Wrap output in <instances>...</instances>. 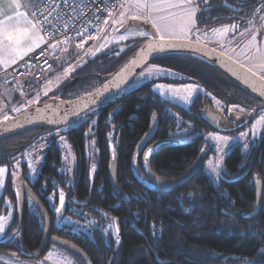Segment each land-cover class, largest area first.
Returning a JSON list of instances; mask_svg holds the SVG:
<instances>
[{"label": "trees", "instance_id": "trees-1", "mask_svg": "<svg viewBox=\"0 0 264 264\" xmlns=\"http://www.w3.org/2000/svg\"><path fill=\"white\" fill-rule=\"evenodd\" d=\"M197 4L201 9L198 25L207 28L244 20V16H252L264 8V0H207L206 3L199 0ZM234 14L239 16L235 18ZM235 35L236 32L232 36ZM143 41L114 45L87 58L74 70L63 72L39 103L71 100L94 91L104 83L102 78L118 71ZM192 59L184 54H170L157 61L162 67L202 79L212 93L223 98L227 91L233 96L239 91L235 88L239 84L215 66L205 62L200 72L197 59L195 63ZM207 101V98L204 102L197 100L190 109H185L144 86L97 107L90 115L82 116L76 125L59 131L36 128L0 141V167L9 169L0 195V216L10 209L13 212L2 237L18 225L20 188H24L26 204L19 233L0 244V264L18 259L39 261L52 250L64 253L71 264H264V146L253 166L255 147L243 151L241 145L232 146L225 156L222 178L216 182L206 167L214 149L205 135L218 129L208 131L199 123L185 125L182 120L189 111L197 115ZM184 127H188L185 134H176ZM59 132L75 156L72 174L77 176V199L84 198L86 193L88 197L92 187L91 173L83 168L100 161L91 204L86 208L65 204L61 214L55 211L56 203L47 198L54 195L50 179L58 176L63 166L59 135H55ZM107 136L117 155L119 194L109 182ZM169 138H175L178 144L154 151L148 157V168L157 178L178 179L202 152L207 154V159L185 185L168 193L152 192L138 180V176L146 179L144 152L152 144ZM51 140L53 146L44 162H40L37 177L31 179L30 168L24 161L26 153L39 151L38 147ZM18 159L21 168L16 170L13 164ZM259 184L262 190L259 212L256 217L247 218L257 203ZM26 189L40 200L52 226L49 248L36 260L20 254V250L38 251L45 241V217ZM58 216L72 217L77 223L60 225Z\"/></svg>", "mask_w": 264, "mask_h": 264}, {"label": "rangeland", "instance_id": "rangeland-1", "mask_svg": "<svg viewBox=\"0 0 264 264\" xmlns=\"http://www.w3.org/2000/svg\"><path fill=\"white\" fill-rule=\"evenodd\" d=\"M25 1L27 3L30 2L32 4L35 2H39V0H25ZM198 1L199 0H196V5L198 6L199 9L196 12V28L193 29L190 41L207 45L228 57L231 56L232 60H234L235 62L239 61V64H243L245 68H252L253 72L257 73L258 76L264 75V70H261L260 68L256 67V65L259 63L258 60L251 59V57L256 56V49L257 48L264 49V46L256 47V44H254V42L250 39L251 35L248 33V29L245 31L242 30L240 33L235 31L237 34L235 37L232 36V30H230L229 32L224 34L223 37H221L219 33H214L212 31L213 28L199 26L197 19L201 9L197 4ZM148 2L152 3V0H148ZM174 2H177V0H174ZM121 5H123V7ZM169 11L173 13H179L181 9L177 7L161 12H150L145 9L137 10L133 4L126 3V0H122L121 3L114 8L112 15L107 20L108 23L103 24L98 34L87 45H82L79 47L75 45H68V46L60 47L58 50L54 48L51 49L50 59L52 61L53 67L50 71L44 73L43 86L40 91L37 90L33 94H31L32 96H28L25 98V97H18L15 90L11 88L10 84H7L5 87L3 86L0 90V97L2 98L4 109L3 112L0 114V121L5 122L3 120V117L5 115H7L9 119H11L16 114L25 111L36 104H39L40 100L44 96H47L44 93L47 92L48 94L50 92L49 89L51 88V86L54 83L58 82L57 77H59L63 72H69L74 70V68L84 63L87 60V58L91 57L92 55L100 51L109 49L117 44H121L122 46V45H126L132 40L139 41V40L152 38V35H156V30L152 27V23L150 21L146 22L145 17L165 16L168 14ZM121 13H124L123 17H121ZM133 14L139 15L141 19L132 20L130 17ZM260 15L261 12L259 11L257 15L254 17V19L264 20V18H259ZM113 21H117V22L114 23ZM120 21H123V25L120 23ZM132 22H140V23H144L145 25L143 26L130 25L127 29H125V26L131 24ZM224 26H229V28L231 29V25H224ZM224 26L216 27L214 29H220ZM196 29H199V31H197ZM136 32H148L151 33L152 35L145 37V36H134L130 34ZM121 36H125L126 39L123 40L120 39ZM233 48L236 49L235 52L232 51ZM241 51H244L245 55L243 56L238 55V53H240ZM180 54H188V55L196 56L198 58H202L198 55L187 52H182ZM153 67L159 69L160 71L154 72V74L149 78H143L141 76L142 73H147L148 70ZM184 78H186L185 74L172 70L170 68L162 67L158 64L157 60H154L132 79V81L126 86V88L121 92V94L127 93L128 91L136 88L137 86L155 79L184 80ZM158 85H163L161 92L164 94L163 95L159 94L161 98L168 100L172 103H175L185 109L190 108V104L192 103L193 98L198 93L206 92L204 87L202 88V85L197 83L169 84L166 82H157L153 84L152 88L154 91ZM37 96H39L38 102L35 100ZM212 98L213 99L209 107H211V109L214 110L219 116V127L221 130L210 131L208 134L205 135L206 140L214 149V154L207 161L206 167L207 170L213 175L214 180L217 182L222 178V173L224 172L225 169L224 166L225 156L228 150L232 146L241 145L243 151H247L249 147L253 144L255 138H259L260 132L264 129V124L257 123V121H259L260 118L264 115H258L257 117L254 118L250 126L246 127L244 130L242 129L238 130L237 128L241 127L242 124L234 116L237 114L248 116L250 111L244 110L243 108L234 105H231L227 111L226 109H224V106L221 101L217 100L214 97ZM29 101H33V103L29 105L28 104ZM21 105H24V107H21ZM14 107L15 108L18 107L21 110L19 112H15V114L11 116L10 112ZM241 109H243L244 111L241 112ZM77 121L74 122L73 125H76ZM254 125H255V129L253 128ZM236 129L238 131H236ZM222 130H225L226 132H230V130H232L235 133L230 134ZM187 131L188 129L186 128L180 132H187ZM241 133H247V135L241 136ZM217 136L227 137L228 141L224 142L213 139V137H217ZM58 144L62 150L64 167H67L66 165L74 164L75 156L67 140L61 137L58 140ZM40 160H41V156L37 154V151L35 149L28 151L25 155L24 161L28 164L30 168L31 179H34L38 175V167L40 164ZM217 162L220 165L219 168L220 175L218 178H217V174L212 171V167H211L212 165H215ZM13 168L16 170L21 168V159H18L13 164ZM6 169L7 171L5 172V174L2 177H0V195L2 193L6 181V177L9 172L8 171L9 169L8 168ZM12 213H13L12 209H10V211L6 215H3V217L10 218V223L13 217ZM58 223L60 225L61 223L72 224V223H77V220L73 219L72 217L62 218L61 216H58ZM7 229L8 227L6 228V230ZM2 236L3 235H0V239L2 238ZM69 261L71 260L64 253L56 250H52L49 251L48 254L42 260L29 261L24 259H18V260H12L10 264H68Z\"/></svg>", "mask_w": 264, "mask_h": 264}, {"label": "water", "instance_id": "water-1", "mask_svg": "<svg viewBox=\"0 0 264 264\" xmlns=\"http://www.w3.org/2000/svg\"><path fill=\"white\" fill-rule=\"evenodd\" d=\"M130 25L143 26L145 24L140 22H132L131 24L125 26V29H127ZM151 40L152 38H148L145 39L143 42H141L137 50L123 64V66L111 76L103 77L102 79L104 83L94 91L86 95H83L79 98H75L71 100L55 99L49 102L36 104L30 107L29 109L15 115L13 118L0 123V141L36 128L50 127L53 129H64L66 127H69L86 113L96 109L99 106L108 103L113 98L118 96L126 88V86L132 81V79L154 60L165 55L180 54L182 52L199 55L200 57L206 59V61L210 62V64L218 67L223 73L234 79L238 84H240L242 87L250 91L252 94H254L256 97H258L260 100L264 102V95H261V83L259 81V76L257 75L253 76L252 73H248L245 67L241 68L238 63H236L232 59L229 60L227 56L218 52L217 50L207 45L190 41L191 47L178 46V47L165 48L163 50L157 49L153 51L147 47L148 43H150ZM157 82L184 84V83H190L192 82V80L155 79L143 83L130 91ZM107 144L110 154L109 181L114 191L118 193L119 191L117 184V170H118L117 155L109 137ZM177 144L178 142H176L175 140H170V139L163 140L151 145L145 151V153H147L150 149L152 150V152H154ZM257 154H258V150L256 151L253 157L251 166L253 165L254 160L257 157ZM206 158H207V154L205 152H202L198 157V159L196 160V162L184 175L172 181H164L157 178L149 170L148 164L145 165L144 157H143V168L148 177V181L146 184H144V186L146 187V189L152 192H157V193L171 192L176 188L185 185L191 179H193L202 168ZM55 188L57 189L58 186L55 185ZM94 188H95V178H94L92 192L94 191ZM261 194H262L261 184H259L257 190V203L255 205L254 211L250 215H248L247 218H253L257 216L260 209ZM30 195L33 198H35V202L37 203L38 207L40 208L41 212L45 217V241L43 246L38 251L34 253H25L24 251H21V254L23 255V257L27 259L36 260L41 258L49 248L52 226L48 214L45 208L43 207V205L40 203L38 199H36V197L32 193H30ZM19 199H20V203H19L18 225L10 234H8L4 239L0 240V244H5L8 241L12 240L20 231L25 215V198L22 188L20 189ZM89 201L90 200L84 203H75V204L79 206H87Z\"/></svg>", "mask_w": 264, "mask_h": 264}, {"label": "snow or ice", "instance_id": "snow-or-ice-1", "mask_svg": "<svg viewBox=\"0 0 264 264\" xmlns=\"http://www.w3.org/2000/svg\"><path fill=\"white\" fill-rule=\"evenodd\" d=\"M63 5L65 7H71V11H77L78 7H83V2L81 5L76 7H72L68 4V0H62ZM207 0H205V3ZM126 3L133 4L137 10L145 9L150 12H161L166 11L172 8L179 7L181 11L179 13L168 12L165 16L159 17H145L146 22H151L152 27L156 30V35H152L148 32H136L130 33L134 36H150L152 35V40L148 43L147 47L153 51L159 49L163 50L169 47H191L190 39L193 29L196 28V12L199 10L198 6L196 5V0H152V3H149L148 0H126ZM11 4L15 9V15H9L5 19H0V68L7 71L12 65L17 64L18 60H23V58L28 55L29 53L33 52L36 48H40V46L45 43L44 35H41V31H44L46 34H51L52 29H45L44 25L50 24L48 17L52 15V12L55 11V8L52 11L48 12V15H44V12L40 11V8L43 7L45 9L49 8L51 5L56 4V0H39L38 4L26 3L24 7L31 8V12L27 11H19L21 4L19 0H11ZM123 7V5H121ZM56 7H60V5H56ZM112 13L109 10V15ZM124 16V13H121V17ZM31 17V18H30ZM42 17L43 19H39ZM132 20L141 19L139 15L133 14L130 17ZM116 23L117 21H113ZM108 21L105 20V24ZM123 25V21H120ZM57 31H59V26H54ZM238 25H232L231 29L229 26H224L220 29H213L214 33H219L221 37L224 34L229 32L230 30H235ZM63 28L67 29L68 24L64 23ZM199 31V29H196ZM87 32V29L84 32L77 31V35H84ZM92 37H89L91 39ZM70 37H66L65 43L70 40ZM120 39H126L125 36H121ZM252 40H255V36L252 37ZM188 42V43H185ZM251 43V41H250ZM79 46V45H78ZM57 47L56 44L49 45V48ZM123 51V49H121ZM233 52L236 51L235 48L232 49ZM139 55V54H138ZM238 55H245L244 51L238 53ZM229 60L232 59L231 56L228 57ZM251 59L258 60V64L256 67L264 70V49L257 48L256 49V56L251 57ZM135 62V61H133ZM45 64L48 63L47 60L44 61ZM239 64V61H236ZM241 68H244L243 64H239ZM50 67V65H49ZM160 71L159 69L153 67L148 70L147 73H142L141 76L143 78L151 77L154 72ZM248 73H252L253 76L257 75V73L253 72L252 68L247 69ZM24 75V73H21ZM57 79H61V77H57ZM259 81L261 83V95H264V75L259 76ZM163 85H158L155 91L163 95L164 93L161 92ZM47 95V92L44 93ZM35 100L39 101V96L35 98ZM33 101H29L28 104L30 105ZM24 107V105H21ZM20 108H13L12 111L19 112ZM39 111V110H37ZM231 111V109H230ZM244 110L241 109V112ZM9 117L5 115L3 117L4 121H7ZM2 123V121H0ZM259 124H264V116L257 121ZM255 129V125L253 126ZM247 133H241V136H246ZM213 139L220 140L227 142V137H213ZM152 150L150 149L144 156L145 165H147L148 157L151 155ZM212 171L217 174V178L219 177V168L220 165L217 162L215 165H212ZM7 171L6 168L0 167V177H2L5 172ZM60 202L61 207H57L55 211L57 213L61 212V209L64 204V194L60 192ZM10 226V218H6L0 216V235H4L6 233V228ZM118 228L116 232L118 234ZM119 241L117 240V243ZM51 255V254H50ZM71 264V261L68 262Z\"/></svg>", "mask_w": 264, "mask_h": 264}, {"label": "flooded vegetation", "instance_id": "flooded-vegetation-1", "mask_svg": "<svg viewBox=\"0 0 264 264\" xmlns=\"http://www.w3.org/2000/svg\"><path fill=\"white\" fill-rule=\"evenodd\" d=\"M237 11V10H236ZM259 12V11H258ZM257 12V13H258ZM261 12V15L259 18H264V8H262V10H260ZM257 13H254L252 16H249V17H245L244 16V20H236L234 23H230V24H226V25H238V27L234 30V31H237L238 33H240L242 30H247L248 29V33L251 35L250 39L252 40V37L255 36V40L253 41L254 44H256V47L258 46H264V20H259V19H254V17L257 15ZM237 16L239 15H236L234 14L233 17L237 18ZM242 17V16H240ZM224 26V25H223ZM220 27V26H218ZM216 28V27H214ZM213 28V29H214ZM233 31V30H232ZM235 33V32H234ZM232 33V35L234 34ZM236 36V35H235ZM233 36V37H235ZM184 55H187V56H192V55H188V54H184ZM226 56V55H225ZM228 57V56H227ZM192 60L193 62L195 63L196 59H197V67L198 69H200V72H203V67H204V63L205 62H208L202 58H198L196 56H192ZM159 59V58H158ZM157 60V59H156ZM234 61V60H233ZM210 63V62H208ZM214 66V65H213ZM215 68L219 71V72H222L218 67L215 66ZM248 69V68H246ZM174 70V69H172ZM176 71V70H175ZM184 74V73H183ZM228 76V75H227ZM258 76V75H257ZM229 77V76H228ZM230 78V77H229ZM186 80H192V82L190 83H197V84H201L202 85V88L204 87V89L206 90V92H200L198 93L194 98H193V101L192 103L190 104V108L193 106L194 102H196L197 100H200L204 102V99L207 98V102L200 108L199 112L197 113V115L193 112H188V113H185L183 115V119L184 122H185V125H191L192 124H196V123H199L201 124L202 126V129H205V130H213V129H218V130H221L220 127H219V116L217 115V113L211 109V107H209V105L211 104L212 102V97L216 98L217 100L221 101L223 106H224V109H226L228 111L229 107L231 105H234V106H237V107H241L243 108L244 110H247V111H250V113L248 114V116H244V115H240V114H237L235 115L234 117L237 118L239 120V122L242 124L241 127L237 128L238 130L242 129L244 130L246 127L250 126L251 123L253 122L254 118L257 117L258 115H264V102L262 100H260L258 97H256L254 94H252L250 91H248L247 89H245L244 87H242L240 84L239 86H236L235 85V88H238L239 91L236 92V94H234L235 96H233L230 92H226L225 94V98L222 97V95H218L216 93H212L203 83V81L199 80V78H194V77H188L186 76V78H184ZM232 79V78H231ZM227 80V79H226ZM234 80V79H233ZM229 81V80H228ZM227 81V82H228ZM236 82V81H235ZM168 83V82H166ZM154 84V83H153ZM153 84H150L148 85L149 87H153ZM169 84H172V83H169ZM153 89V88H152ZM121 95V93L116 96L115 98H113L111 101H114L116 100L119 96ZM159 95V94H158ZM224 96V95H223ZM202 102V104H203ZM109 103V102H108ZM106 103V104H108ZM208 107V108H207ZM189 108V109H190ZM211 109V110H210ZM93 111V110H92ZM88 112L86 113L85 115H90L91 112ZM84 116V115H83ZM81 118V117H80ZM71 126V125H70ZM69 126V127H70ZM68 128V127H66ZM188 129V127H184L182 130L184 129ZM65 129V128H64ZM196 130H198L199 128H195ZM236 129V131H238ZM58 131L61 130V129H57ZM180 130V131H182ZM178 131L176 134H185L186 132H180ZM224 132H226L225 130H222ZM227 133V132H226ZM230 134H233L235 132H233L232 130H230L229 132ZM55 135H59L58 139L61 138L60 136V132L59 133H55ZM108 137L106 138L107 140V143H108ZM64 138V137H63ZM170 140H175V138H169ZM58 142V141H57ZM112 142V141H111ZM113 144V142H112ZM153 145V144H152ZM53 146V141H49V142H46L44 143L43 145H41L40 147H38V150L37 151V154L41 156V160L40 162H44V159H45V155L47 153L48 150H50V148ZM59 146V144H58ZM114 146V145H113ZM252 147H255V151H254V154H253V157L256 153V151L258 150V154H257V157L259 155V152L261 150V148L264 146V129L260 132V136L259 138H255V140L253 141V144L251 145ZM250 146V147H251ZM60 147V146H59ZM150 147V146H149ZM148 147V148H149ZM249 147V148H250ZM147 148V149H148ZM259 148V149H258ZM61 149V148H60ZM115 149V147H114ZM107 150H108V144H107ZM62 151V150H61ZM108 153H109V150H108ZM145 153V152H144ZM137 157V156H136ZM144 157V156H143ZM253 157H252V160H253ZM256 157V158H257ZM63 158V157H62ZM255 158V160H256ZM207 159V158H206ZM251 160V162H252ZM254 160V162H255ZM100 162V161H99ZM98 161L95 163V164H91L90 166H85L83 169H87V171H89V173H91V180H92V187L91 189L89 190V193H88V197H87V193H86V196L82 199H77L76 198V193H75V189L77 188L78 184L77 182L75 181V178L77 177L75 174H72V170L75 169V161H74V164L72 165H66L67 167H64V165L62 166V168L59 169L57 175L58 176H52L51 177V188L54 192V195L53 196H49L48 195V199L52 200L53 203H56V208L57 207H61V202H60V192L62 191L63 194H64V204H63V207L61 209V212L60 214L62 213L63 211V208L65 207V204H73L75 207L77 208H86L88 205L91 204L92 200H93V197H94V193H95V189H96V181L99 177V166H98ZM109 162H110V154H109V157H108V173H109ZM254 164V163H253ZM253 166V165H252ZM203 167V166H202ZM94 178H95V188H94V191L92 192L93 190V183H94ZM138 180L139 182L142 184V187H145L144 184L147 183L148 181V177H147V174H146V179H144V177H139L138 176ZM110 182V181H109ZM118 184V183H117ZM55 185L58 186V188L56 189L55 188ZM112 187V185H111ZM146 188V187H145ZM21 189V188H20ZM113 189V187H112ZM22 190H24V188H22ZM114 190V189H113ZM26 194L29 195V197L35 202V198H33L31 195H30V191L29 189H26ZM118 191H119V187H118ZM24 193V191H23ZM36 199L37 196L32 193ZM119 194V192L117 193ZM92 196V197H91ZM91 197V198H90ZM24 198H25V195H24ZM20 200V199H19ZM39 200V199H38ZM89 201L88 205L87 206H79L75 203H84L86 201ZM40 201V200H39ZM20 203V202H19ZM41 203V202H40ZM35 204L37 205V203L35 202ZM26 206V204H25ZM38 207V205H37ZM44 207V206H43ZM39 208V207H38ZM40 210V208H39ZM46 210V209H45ZM41 211V210H40ZM47 212V211H46ZM43 214V213H42ZM48 214V213H47ZM5 237H2L0 240L4 239ZM51 238V237H50ZM21 251L20 250V254H21ZM47 252V251H46ZM45 252V253H46ZM44 253V254H45ZM43 254V255H44ZM22 255V254H21ZM23 256V255H22Z\"/></svg>", "mask_w": 264, "mask_h": 264}, {"label": "built area", "instance_id": "built-area-1", "mask_svg": "<svg viewBox=\"0 0 264 264\" xmlns=\"http://www.w3.org/2000/svg\"><path fill=\"white\" fill-rule=\"evenodd\" d=\"M122 0H68V4L72 7L81 5L77 11H71V7H65L62 0H56V4L51 5L49 8H40L44 15H48L49 11L55 8L52 15L48 17L50 24L44 25L45 29H52L51 34H46L41 31L45 37V43L40 48H36L33 52L18 60L17 64L12 65L5 72L8 77V82L11 88L15 90L19 97L32 96L35 91H40L43 86L44 73L50 71L52 68V61L50 59L51 49L49 45L56 44L59 49L63 46L75 45L82 46L88 44L100 31L105 23V20L112 15H109V10L112 13L114 8L117 7ZM60 5V7H56ZM39 19H43L39 17ZM67 23L68 28H63V24ZM54 26H59V31ZM87 32L84 35H77V31ZM66 37H70L66 43ZM89 37H92L89 39ZM48 63L45 64L44 61ZM50 65V67H49ZM24 73V75H21ZM3 104L0 99V114L3 112Z\"/></svg>", "mask_w": 264, "mask_h": 264}, {"label": "crops", "instance_id": "crops-1", "mask_svg": "<svg viewBox=\"0 0 264 264\" xmlns=\"http://www.w3.org/2000/svg\"><path fill=\"white\" fill-rule=\"evenodd\" d=\"M19 3L21 4V7L19 8V11H27L29 13L31 12V10H32L31 8L24 7V5L27 3L25 0H19ZM38 3L39 2H35L33 4H38ZM9 15H12V16L15 15V9L13 8V6L11 4V0H0V19H5ZM5 72H6L5 70L0 68V90H1V88L3 86L5 87L7 84H9L8 77H7V74ZM34 96H36V95H34ZM0 99H1V102H2V98L1 97H0ZM3 107H4V105H3ZM10 114H11V116L14 115L15 111H11Z\"/></svg>", "mask_w": 264, "mask_h": 264}, {"label": "bare ground", "instance_id": "bare-ground-1", "mask_svg": "<svg viewBox=\"0 0 264 264\" xmlns=\"http://www.w3.org/2000/svg\"><path fill=\"white\" fill-rule=\"evenodd\" d=\"M199 56V55H198Z\"/></svg>", "mask_w": 264, "mask_h": 264}]
</instances>
